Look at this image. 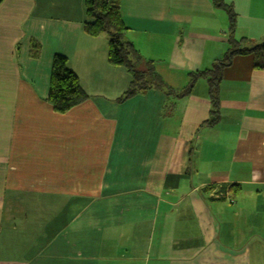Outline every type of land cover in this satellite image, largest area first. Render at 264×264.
Here are the masks:
<instances>
[{"label":"crops","instance_id":"crops-1","mask_svg":"<svg viewBox=\"0 0 264 264\" xmlns=\"http://www.w3.org/2000/svg\"><path fill=\"white\" fill-rule=\"evenodd\" d=\"M48 1L0 4V264H264L255 55L223 68L214 124L205 82L181 100L149 91L116 103L129 78L108 65L106 37L83 32V0L62 29ZM223 1L232 30L211 0H119L125 39L180 89L231 47L264 45V0ZM54 55L87 94L85 72L89 83L116 77L114 97L55 113L42 100Z\"/></svg>","mask_w":264,"mask_h":264},{"label":"trees","instance_id":"trees-1","mask_svg":"<svg viewBox=\"0 0 264 264\" xmlns=\"http://www.w3.org/2000/svg\"><path fill=\"white\" fill-rule=\"evenodd\" d=\"M2 1L0 0V4ZM211 2L214 7L227 14L229 29L232 30L235 16L231 5L226 4L223 0H211ZM83 5L87 18L83 24V32L90 37L105 36L108 65L112 68L124 69L128 75L127 89L121 97L114 100L116 103L124 102L149 91L162 93L167 101L169 99L181 100L190 96L195 85L200 80H204L212 108L210 124H214L219 119V83L223 68L230 66L231 56L254 54V69H264V45L242 50L231 47V50L217 60L209 70L190 72L184 87L172 88L155 71L152 61L144 60L131 43L125 39L128 29L121 18L119 0H83ZM229 41L231 42L232 38ZM258 54H261V58L258 57ZM141 65L144 66L143 69L140 68ZM89 98V94L81 87L77 75L67 68L66 57L54 55L50 64L47 92L42 100L50 105L55 113L64 114Z\"/></svg>","mask_w":264,"mask_h":264},{"label":"rangeland","instance_id":"rangeland-1","mask_svg":"<svg viewBox=\"0 0 264 264\" xmlns=\"http://www.w3.org/2000/svg\"><path fill=\"white\" fill-rule=\"evenodd\" d=\"M79 4L77 0H49L48 1V9H47V17H48V22H52L54 23H58L59 27L62 29L63 26L68 25V18L71 17H75L77 16L78 13V8ZM74 11V12H73ZM225 13V12H224ZM235 16V15H234ZM235 20V17H234ZM105 38V36H103ZM53 42H57L58 46H59V42L55 39H53ZM18 56H20V58H22L24 55V46L20 47L17 51ZM27 53V52H25ZM30 53L33 55L34 53H36V48H30V50L28 51V55L30 56ZM141 69L144 68L143 65L140 66ZM85 72V71H84ZM105 73L102 72L101 75H99V80L97 82H92L89 83L90 80L88 78V72H85L86 75V79L87 82L85 83L87 86L86 88L89 91V95L90 98L95 99V100H100V101H105L108 98H113L114 94L113 92L110 90L111 87L115 86L118 83V79L116 77H108L107 75H105V78L103 77ZM103 77V78H101ZM200 83H202V85H204V80H200ZM91 88H97L100 90V92H96V93H92L91 92ZM93 94H99V95H93ZM147 93L144 94H139L138 97H143L144 95H146ZM122 96V95H121ZM170 100V99H169ZM168 100V101H169ZM167 103L168 101L165 100ZM167 103L164 105L165 107L167 106ZM164 109L163 108V113H164ZM47 131V132H46ZM43 131V132H39V131H34L32 130V133H42V137H45L48 133V130ZM44 133V134H43Z\"/></svg>","mask_w":264,"mask_h":264}]
</instances>
